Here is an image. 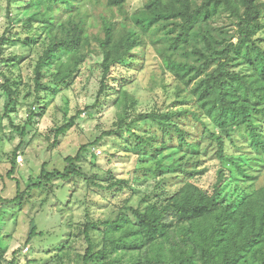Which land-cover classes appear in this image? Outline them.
Here are the masks:
<instances>
[{"label":"rangeland","instance_id":"obj_1","mask_svg":"<svg viewBox=\"0 0 264 264\" xmlns=\"http://www.w3.org/2000/svg\"><path fill=\"white\" fill-rule=\"evenodd\" d=\"M75 1L69 10L60 8L64 23L56 30L63 31L64 38L79 37V45L63 51L37 76L35 67L49 36L30 26L28 19L37 20L34 26L41 25L47 7L37 8L35 0H0V37H7L0 52V264H83L88 246L83 232L86 222L99 224L90 230L94 252L109 251L112 238L123 237L124 230L134 228L132 221L114 230L110 227L127 206L160 201L185 184L212 192L219 170L225 177L218 197L225 204L264 198V153L252 146L244 125L228 127L225 158H217L212 132L220 129L193 91L214 67L187 81L189 76L180 77L166 65L171 57L198 66L202 60L194 51L203 50V42L195 38L178 50H169L172 24L159 21L144 28L140 21L152 12L147 5L153 0H125L120 8L109 6L107 0ZM161 1L168 10L183 2ZM187 1L193 6L201 2ZM259 6L261 26L255 38L264 49V0ZM199 27L209 29L218 41H236L235 20L225 13ZM109 29L111 40L104 43ZM132 39L134 47L111 66L103 87L104 54L116 56ZM72 68H78L75 75L58 86L53 80L58 71ZM235 69L246 78L250 75L246 65ZM4 76L14 95L8 111ZM232 99L237 105H249L246 113L252 115L264 140V100L253 94ZM141 112L170 114V124L178 125L197 151L181 145L171 126L162 128L150 120L133 124L130 131L125 127L116 130L115 123L125 114L131 119ZM71 119L72 127L56 138L55 130ZM14 126L24 128L25 136ZM110 130L116 131L105 135ZM84 144L89 148L77 165L85 177L103 187L75 177L53 181L16 203L8 202L18 194L17 183L21 194L36 180L43 163L48 171H62L64 158ZM12 166L15 169L9 175ZM118 180V185L107 188ZM104 221L110 224L102 225ZM32 227L35 234L28 239ZM159 245L120 247L93 264H161L148 262ZM165 264L175 263L167 260ZM237 264L262 261L248 254Z\"/></svg>","mask_w":264,"mask_h":264},{"label":"trees","instance_id":"obj_2","mask_svg":"<svg viewBox=\"0 0 264 264\" xmlns=\"http://www.w3.org/2000/svg\"><path fill=\"white\" fill-rule=\"evenodd\" d=\"M125 0H107L109 6L122 7ZM261 0H201L197 5L183 0L179 8H164L161 0H153L147 7L152 12L140 21L144 28L159 21H169L172 28L168 30L169 50H178L182 45L192 39L198 38L203 42V50L196 49L194 53L199 55L201 63L198 66L188 62L177 61L174 58H167L166 65L176 75L188 77L192 81L195 77L203 74L210 67H214L205 78L200 79L194 93L202 105L211 122L219 129V133H213L216 142V155L219 160H224V138L229 137L228 127L230 125L241 128L244 125L251 144L256 150L264 153V140L262 134L254 125L252 115L247 114L249 105L235 104L232 98L239 94L246 97L249 94L257 95L264 100V49L258 44L255 35L261 26ZM75 0H35L37 8L47 7L44 12L45 18L41 25L34 26L36 19H28L29 25L34 29L38 27L46 31L49 36V44L44 49L35 67L36 75L40 76L42 68L54 62V58L60 56L66 49L75 48L79 45L80 38H64L63 31L56 30L63 26L60 8L71 9ZM225 13L235 20L236 41L222 42L213 37L209 29H201L200 24L208 26L217 15ZM204 30V31H203ZM111 30L107 31V39L104 43L110 42ZM7 41L6 35L0 37V52L2 45ZM135 39L119 54L111 57L109 53L104 54L101 63L103 76L101 85H106V77L111 66L123 59L134 47ZM246 65L250 72L245 77L242 72L235 69L236 66ZM78 68L58 71L54 81L58 86L66 85V81L75 75ZM61 71V72H60ZM2 75V74H0ZM5 78L4 89L7 96L5 111H8L14 102L13 92L9 85V79ZM36 91L41 89L36 87ZM127 113V112H126ZM237 115V118L235 117ZM170 114L155 112L138 113L133 118L125 114L116 123V130L130 127L140 121L150 120L162 128L171 126L176 134L179 143L196 152L194 143H189L184 138V131L178 125L169 122ZM73 125V119L55 130V137L63 135ZM21 137L25 136V129L14 126ZM116 130H110L105 135L110 136ZM137 139H140L136 136ZM144 142L143 140H141ZM16 147L13 156L16 157ZM89 145H81L74 155L64 158L65 167L62 171L46 169L43 163L39 175L35 181L29 182L25 191L19 194L17 183V196L8 200L16 203L23 197L29 196L34 189L43 188L53 181H67L75 177H84L97 187H103L95 183L82 172L77 165L88 151ZM14 166L8 174L14 172ZM224 171L219 170L213 191L196 185L185 184L170 196L139 207L127 206L124 211L111 223L110 227H123L132 221L134 228L123 231V237L112 238L109 251L102 249L94 252V244L90 236V230L98 229V223L86 222L84 224V235L88 242L87 249L83 256V264H93L97 259L106 257L110 251L120 247L140 249L153 244H160L148 262L165 264L167 260L175 264H237L248 254L259 259L264 264V198L251 197L243 198L240 202L225 204L218 197L221 184L224 180ZM121 181L111 182L107 188H113ZM109 221L102 222V225H109ZM35 234V227H32L28 239ZM133 237L128 241L127 238ZM167 245V249L164 246ZM169 258L166 259V253ZM1 255V251H0Z\"/></svg>","mask_w":264,"mask_h":264}]
</instances>
